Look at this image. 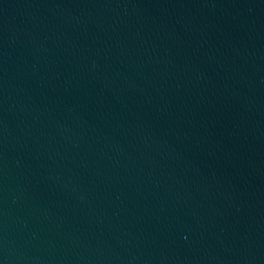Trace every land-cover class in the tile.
<instances>
[{
    "label": "water",
    "instance_id": "95a60500",
    "mask_svg": "<svg viewBox=\"0 0 264 264\" xmlns=\"http://www.w3.org/2000/svg\"><path fill=\"white\" fill-rule=\"evenodd\" d=\"M0 264H264V0H0Z\"/></svg>",
    "mask_w": 264,
    "mask_h": 264
}]
</instances>
